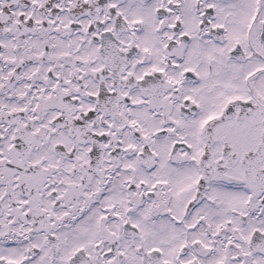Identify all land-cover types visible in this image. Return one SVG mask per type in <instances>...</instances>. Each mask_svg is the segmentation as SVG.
Here are the masks:
<instances>
[{
  "label": "snow or ice",
  "instance_id": "1",
  "mask_svg": "<svg viewBox=\"0 0 264 264\" xmlns=\"http://www.w3.org/2000/svg\"><path fill=\"white\" fill-rule=\"evenodd\" d=\"M0 264H264V0H0Z\"/></svg>",
  "mask_w": 264,
  "mask_h": 264
}]
</instances>
